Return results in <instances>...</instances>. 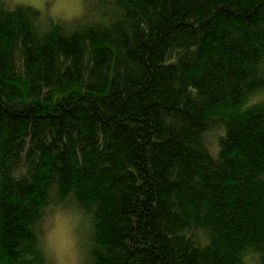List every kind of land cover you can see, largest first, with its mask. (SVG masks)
<instances>
[{
  "label": "trees",
  "instance_id": "trees-1",
  "mask_svg": "<svg viewBox=\"0 0 264 264\" xmlns=\"http://www.w3.org/2000/svg\"><path fill=\"white\" fill-rule=\"evenodd\" d=\"M102 2L66 31L0 0V264H44L51 204L94 264H264V0Z\"/></svg>",
  "mask_w": 264,
  "mask_h": 264
},
{
  "label": "clouds",
  "instance_id": "clouds-1",
  "mask_svg": "<svg viewBox=\"0 0 264 264\" xmlns=\"http://www.w3.org/2000/svg\"><path fill=\"white\" fill-rule=\"evenodd\" d=\"M23 2L44 10L50 18H55L56 25L64 27L66 31L80 24L101 23L108 26L120 14L115 5L102 0H54L50 12L45 0ZM34 27L41 35L49 30L48 21L43 16L34 21ZM212 151H218V147ZM76 202L79 204L78 199ZM62 222L59 205L51 204L34 227L37 232V247L44 264H94L92 250L96 247V241L92 213L87 208L79 207L72 229L62 227ZM245 264H257V261L249 255L245 257Z\"/></svg>",
  "mask_w": 264,
  "mask_h": 264
},
{
  "label": "rangeland",
  "instance_id": "rangeland-1",
  "mask_svg": "<svg viewBox=\"0 0 264 264\" xmlns=\"http://www.w3.org/2000/svg\"><path fill=\"white\" fill-rule=\"evenodd\" d=\"M54 0H45V3L47 5L48 11L50 12L51 6L53 4ZM8 3L12 5L11 8L16 7L18 5H29L27 3H24L23 0H8ZM35 7L34 5H30ZM42 13H44V10H41ZM44 15H46L44 13ZM60 214L63 216V222L61 224L62 227L72 229L74 227V221L76 217V212L73 211L72 208H59ZM46 222V221H45Z\"/></svg>",
  "mask_w": 264,
  "mask_h": 264
}]
</instances>
